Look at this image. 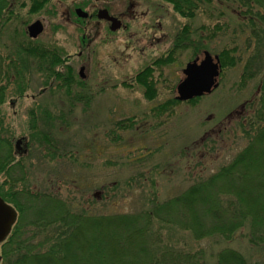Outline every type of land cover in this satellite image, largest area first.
I'll use <instances>...</instances> for the list:
<instances>
[{
    "label": "rangeland",
    "instance_id": "374dc122",
    "mask_svg": "<svg viewBox=\"0 0 264 264\" xmlns=\"http://www.w3.org/2000/svg\"><path fill=\"white\" fill-rule=\"evenodd\" d=\"M33 1L13 0L11 10L0 18L4 65L10 64L9 54L19 45L33 42L61 56L58 71L70 75L71 68L73 78L81 79L82 70L83 87L47 79L38 69L17 82L15 74L9 73L3 82L7 89L0 111L13 152H17V141L21 142L15 154L19 165L9 174L0 172L2 193H48L68 214L143 217L156 202L228 166L257 136L264 138V122L257 125L255 118L256 100L264 95L260 83L264 23L255 20L250 25L236 14L237 9L225 5L231 1L217 4L214 0L206 5L210 11L201 4L192 17L176 11L171 0H131V4L129 0H47L42 7ZM79 7L93 15L79 17L75 12ZM102 8L121 19L118 29L112 30L110 21L97 17ZM37 20L43 22L44 31L31 39L25 29ZM185 25L194 42L203 40L207 48L197 53L187 44L171 52ZM225 48L235 65L224 67L221 62L219 86L193 102L176 101L186 64L202 58L204 50L219 55ZM79 89L86 96L82 100L75 99ZM14 197L23 205L21 211L11 196L6 200L19 211L20 235L27 239V249L47 253L45 235L60 223L41 225L45 222L37 218L43 206L25 194ZM224 197L235 199L231 194ZM157 231L175 248L204 249L210 264H218V253L230 248L250 264H264V251L249 241L248 225L233 239L215 234L199 240L189 229L162 223L152 215L151 237ZM76 246L65 249L73 259L79 247L87 252L85 256L97 253ZM89 256L85 264H98Z\"/></svg>",
    "mask_w": 264,
    "mask_h": 264
},
{
    "label": "trees",
    "instance_id": "16d2710c",
    "mask_svg": "<svg viewBox=\"0 0 264 264\" xmlns=\"http://www.w3.org/2000/svg\"><path fill=\"white\" fill-rule=\"evenodd\" d=\"M46 1L34 0L33 2L42 7ZM212 1L214 0H171L176 11L189 17L194 15V11L201 4L205 10L210 11L206 5L211 4ZM228 1L236 6L225 5L230 9H237L236 14L242 19L248 20L250 25L253 23L254 26L255 20L264 23V0ZM11 3L13 0H0V18L4 17L6 11L11 10ZM215 3H222V0H215ZM193 38L191 29L185 25L177 34L171 52L187 44H192L197 53L200 52V48H207L203 40L196 43ZM32 44L33 42L27 46L19 45L17 49L13 50L9 54V65H4V57L0 54V103L5 100L7 86L3 82L4 80L8 81L10 72L15 74L16 82L32 69H38L43 71L47 79H57L68 87L73 84L78 88L79 86L83 87L82 78H73L71 68L68 69V72H71L70 75L57 70V66L62 63L58 53ZM219 55L224 67L235 65V60L228 49L221 50ZM248 68L246 66V71ZM144 83L147 84V82ZM260 83L264 89V74ZM79 90L75 94L76 100L86 97L84 90ZM22 91L20 90V92ZM257 103L259 109L258 115L255 117L256 124L261 126L264 122V95L261 99L259 98L258 102L256 100ZM31 115L35 122L34 111L31 112ZM8 136L10 133L0 111V172L6 174L19 165V161L15 163V152H13V145ZM254 139L257 140L253 142ZM254 139L253 143L251 142L253 145L238 153L235 160L228 166H223L218 173H213L207 179L193 184L186 191L165 201L156 202L150 210L152 212L143 213V217L118 214L114 216L78 215L70 214V212L68 214L64 205L52 199L48 193H32L27 189V191H13L9 194L0 191V195L5 200L11 196L13 199L11 201L20 211L23 209V205H19L15 195L25 194L35 198L34 201L43 206L41 208L42 215L37 218L39 222H45L41 225L47 227L56 222L60 223L51 231H47L48 233L45 235L46 241L49 243L48 252L45 254L31 253L32 251L26 247L27 239L21 238L23 227H20L21 216L19 214L18 222L11 234L2 243L1 264H41V262L44 264H59L61 262L85 264L89 255V259L98 264H210L209 260H206V252L202 248L188 252L175 248L172 246L175 243L167 241V238L158 231L151 237L152 215L162 223L189 229L199 240L211 238L215 234L233 239L239 229L248 225L250 243L264 251V138L262 141L260 140L261 136ZM228 194L233 195L235 199L227 201L224 196ZM43 210L46 211L43 212ZM59 214L61 216H58ZM69 217L73 220H67ZM141 220L146 223L141 225ZM84 236L90 239L88 243L83 240ZM148 241L151 243L149 244ZM77 244L97 253L92 255L89 251V255L85 256L87 252L85 251L84 254V249L79 247L77 250L72 249L76 252V259H73L69 253L65 252V249L77 247ZM50 251L57 252L59 255L54 257L49 253ZM12 255L14 258L10 259ZM80 255L84 260L81 261ZM42 258L44 259L42 260ZM217 258L218 264H250L242 253L233 248L221 250ZM211 264H215V262Z\"/></svg>",
    "mask_w": 264,
    "mask_h": 264
},
{
    "label": "water",
    "instance_id": "95a60500",
    "mask_svg": "<svg viewBox=\"0 0 264 264\" xmlns=\"http://www.w3.org/2000/svg\"><path fill=\"white\" fill-rule=\"evenodd\" d=\"M78 16L86 18L88 13L81 8L76 9ZM99 19H106L111 22V29L116 30L121 26V20L116 16L110 15L106 8L99 9L97 12ZM44 30V25L40 20L29 24L26 32L29 36L36 38ZM221 71V61L218 55H212L209 51L204 52V58L198 62L194 59L186 64L183 69L185 78L177 85L176 98L186 101L205 93H210L218 86V76ZM82 73V70H81ZM21 140L17 141L19 148ZM16 219V212L10 204L6 203L0 196V242L10 232L11 226Z\"/></svg>",
    "mask_w": 264,
    "mask_h": 264
},
{
    "label": "flooded vegetation",
    "instance_id": "af4514ba",
    "mask_svg": "<svg viewBox=\"0 0 264 264\" xmlns=\"http://www.w3.org/2000/svg\"><path fill=\"white\" fill-rule=\"evenodd\" d=\"M130 1H131V0H130ZM129 4H131V2H130ZM129 8H130L131 12H133L132 8H131V7H129ZM133 16H135V15L133 14Z\"/></svg>",
    "mask_w": 264,
    "mask_h": 264
}]
</instances>
